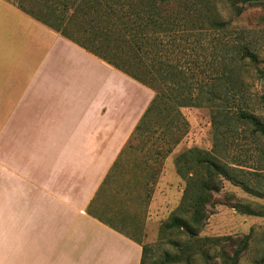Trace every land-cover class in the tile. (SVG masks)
<instances>
[{
    "label": "crops",
    "instance_id": "1",
    "mask_svg": "<svg viewBox=\"0 0 264 264\" xmlns=\"http://www.w3.org/2000/svg\"><path fill=\"white\" fill-rule=\"evenodd\" d=\"M152 94L0 0V264H140L92 199Z\"/></svg>",
    "mask_w": 264,
    "mask_h": 264
},
{
    "label": "trees",
    "instance_id": "2",
    "mask_svg": "<svg viewBox=\"0 0 264 264\" xmlns=\"http://www.w3.org/2000/svg\"><path fill=\"white\" fill-rule=\"evenodd\" d=\"M211 0H14L18 9L52 28L105 63L118 69L152 91L126 145L140 142L139 151L165 158L187 130L183 107L202 106L209 111L213 147H190L174 157L175 170L185 181L177 213L160 225L193 239V243L171 239L176 252H164L159 264H240L249 246L248 236L200 237L207 218L212 192L219 191L225 176L246 191L259 195L258 187L242 175L240 163L228 159V147L238 128L264 140V119L254 110L253 98L264 106V66L256 65L254 51L241 30L229 19L213 14ZM240 1L241 5L237 2ZM230 11L239 14L244 6L264 0H226ZM253 65L263 91L249 94L244 78L246 66ZM264 151L256 161L264 168ZM149 160V158H148ZM145 159L144 166L148 164ZM116 159L96 191L107 206L115 195L109 186L117 167ZM119 190V189H118ZM244 212L255 213L248 206ZM246 208V209H245ZM182 213H186L183 217ZM197 238V237H196ZM140 264H145L146 247L141 245ZM213 258V259H212ZM216 258V260H215ZM263 259V258H262Z\"/></svg>",
    "mask_w": 264,
    "mask_h": 264
},
{
    "label": "rangeland",
    "instance_id": "3",
    "mask_svg": "<svg viewBox=\"0 0 264 264\" xmlns=\"http://www.w3.org/2000/svg\"><path fill=\"white\" fill-rule=\"evenodd\" d=\"M237 4L241 5L240 1ZM209 6L213 14L229 19L233 27L242 31L244 41L257 55L256 65L263 67L264 4L242 5L244 8L239 14L230 11L226 0H211ZM244 78L249 84V94L257 95L263 91L253 65L246 66ZM130 89L137 93L140 90L134 85ZM253 101L255 112L264 119V106L257 102L255 96ZM181 112L187 121V130L165 158L155 159L154 156H148L151 152L146 153L152 138L146 141L142 151L138 149L140 142L137 139L132 141L133 147L123 152L112 175V182L109 183L115 195L109 198L111 202L107 206L101 207L102 218L118 230L136 237L146 247L145 264H159L165 251L174 254L176 247L169 240H178L177 236L180 244L184 241L193 243V239L179 235L174 230L167 229L164 234L160 233V225L171 215L178 214L177 207L185 185L175 170L174 157L190 147L204 150L213 147L209 111L202 106H188L183 107ZM226 148L229 157L223 160L230 165H234L232 159L240 163L238 167L243 171L242 175L248 183L258 187L260 194L250 193L222 176L219 191L212 192L214 202L206 206L207 218L195 239L226 235L239 238L247 235L249 246L240 264H264V168L258 167L255 162L260 152L264 151V140L255 137L248 129L239 127ZM145 159L148 164L144 166ZM246 206L256 212H244L243 207ZM182 216L185 217L186 213H182Z\"/></svg>",
    "mask_w": 264,
    "mask_h": 264
}]
</instances>
